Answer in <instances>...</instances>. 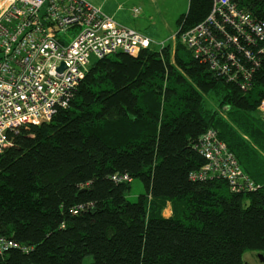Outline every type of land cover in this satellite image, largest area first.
<instances>
[{"label": "trees", "instance_id": "trees-1", "mask_svg": "<svg viewBox=\"0 0 264 264\" xmlns=\"http://www.w3.org/2000/svg\"><path fill=\"white\" fill-rule=\"evenodd\" d=\"M236 1L264 22V0ZM212 8L189 0L174 43L94 59L66 107L9 133L0 264H245L248 250L264 255V42L247 45L261 58L250 89L217 75L181 40ZM210 128L257 190L192 177ZM136 178L145 191L132 201Z\"/></svg>", "mask_w": 264, "mask_h": 264}, {"label": "built area", "instance_id": "built-area-1", "mask_svg": "<svg viewBox=\"0 0 264 264\" xmlns=\"http://www.w3.org/2000/svg\"><path fill=\"white\" fill-rule=\"evenodd\" d=\"M70 30L75 34L67 42ZM181 40L195 57L209 61L217 75L243 90L252 87L261 58L247 45L264 42V22L236 0H213L206 20L182 34ZM153 44L88 0H0V153L11 144V131L49 121L58 107L69 104L93 58L120 51L137 56ZM259 53H264V44L258 45ZM258 111L264 119V98ZM195 148L206 163L192 173L194 179L223 178L240 193L260 187L216 129H208ZM0 245L1 253L8 244Z\"/></svg>", "mask_w": 264, "mask_h": 264}, {"label": "rangeland", "instance_id": "rangeland-1", "mask_svg": "<svg viewBox=\"0 0 264 264\" xmlns=\"http://www.w3.org/2000/svg\"><path fill=\"white\" fill-rule=\"evenodd\" d=\"M113 3L110 0L107 3L105 10H107ZM117 3H121L123 9L120 11V17L122 23L136 29H141L144 35L149 36L154 42L153 47L161 49V44H167L169 42L174 43L176 33L178 31L177 19L185 13L189 7V0H148L150 9L145 10L143 2L138 0H117ZM145 3V2H144ZM138 8L140 13L135 16L134 9ZM75 34L74 30H70L65 36L67 42H69ZM157 34L158 37H151V35ZM164 41V42H162ZM162 42V43H161ZM167 42V43H166ZM94 61V58L92 59ZM209 103L215 105L210 97H208ZM145 191L143 182L136 178L132 181V187L128 191L127 196L130 200L136 201L141 193ZM165 215L170 216L172 214V206L168 204L165 209ZM260 252L246 251L243 255L245 264H264V260L261 259ZM91 258L88 257L86 263L90 264Z\"/></svg>", "mask_w": 264, "mask_h": 264}, {"label": "crops", "instance_id": "crops-1", "mask_svg": "<svg viewBox=\"0 0 264 264\" xmlns=\"http://www.w3.org/2000/svg\"><path fill=\"white\" fill-rule=\"evenodd\" d=\"M88 1H90L92 4H94V5H96V6H99V7H101L102 8V10H104V12H106L107 14H109L110 16H112L116 21H118L119 23H121V24H123L122 23V19H121V17H120V11L123 9V7L121 6V3H117V0H113V3H112V5L107 9V10H105V8H106V6H107V3L110 1V0H88ZM139 2H143L142 4H143V8L145 9V10H149L150 9V6H149V4H147L148 3V0H138ZM145 2V3H144ZM135 9H138V8H135ZM140 13V10L138 9V13L137 14H135V16H137L138 14ZM125 25V24H124ZM126 26H128V25H126ZM129 27H131V26H129ZM132 28H134V27H132ZM134 29H136V28H134ZM136 30H138L139 32H141V33H143L142 31H141V29H136ZM143 34H145V33H143ZM159 35H157V34H154V35H151V37H158ZM149 37V36H148ZM162 42H164V41H162ZM161 42V43H162ZM167 43V42H166ZM154 45V44H153Z\"/></svg>", "mask_w": 264, "mask_h": 264}, {"label": "water", "instance_id": "water-1", "mask_svg": "<svg viewBox=\"0 0 264 264\" xmlns=\"http://www.w3.org/2000/svg\"><path fill=\"white\" fill-rule=\"evenodd\" d=\"M64 67H65V65L63 64V65L61 66L60 70H63ZM0 155H1V153H0ZM260 256H261V259L264 260V255H263V254H260Z\"/></svg>", "mask_w": 264, "mask_h": 264}, {"label": "bare ground", "instance_id": "bare-ground-1", "mask_svg": "<svg viewBox=\"0 0 264 264\" xmlns=\"http://www.w3.org/2000/svg\"><path fill=\"white\" fill-rule=\"evenodd\" d=\"M249 65V64H248ZM51 120V119H50ZM264 120V119H263Z\"/></svg>", "mask_w": 264, "mask_h": 264}]
</instances>
